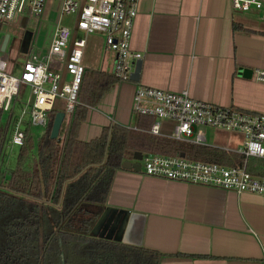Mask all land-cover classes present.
<instances>
[{"label":"crops","instance_id":"0c3cea01","mask_svg":"<svg viewBox=\"0 0 264 264\" xmlns=\"http://www.w3.org/2000/svg\"><path fill=\"white\" fill-rule=\"evenodd\" d=\"M61 1L56 24L44 40L39 22L51 18L48 2L40 17L25 15L31 29L30 44L29 35L25 40V29L20 27L23 17L20 23L14 20L0 25L25 54V62L31 53L42 55L49 49L61 19ZM262 1L261 7L235 11L233 0H140L131 46L143 53L141 79L117 82L98 106L89 107L79 139H96L115 123L137 128L133 127L137 114L132 108L139 83L172 92L188 90L196 99L264 114V82L254 76L256 70H264ZM74 36L83 34L76 30ZM83 37L87 38L83 62L88 68L85 61L90 41L105 42V36L95 33ZM8 55L11 61L10 52ZM98 65L101 68L97 70H113L114 54L106 45ZM244 70H248V76L243 75ZM107 206L131 212L126 244L165 254L161 264L264 262V197L259 194L121 169L115 173Z\"/></svg>","mask_w":264,"mask_h":264},{"label":"trees","instance_id":"16d2710c","mask_svg":"<svg viewBox=\"0 0 264 264\" xmlns=\"http://www.w3.org/2000/svg\"><path fill=\"white\" fill-rule=\"evenodd\" d=\"M117 82L111 72L86 67L79 104L69 116L63 138H51L54 119L63 111L55 107L38 141L26 127L16 163L8 169L3 168L6 143L20 111L16 113V106L0 110V264H161L165 254L157 250L91 235L123 163L141 152L243 164L244 156L235 152L116 123L96 139L80 140L89 107L98 106ZM153 121L137 114L133 127L150 128ZM248 163L252 174L264 177V159L250 158Z\"/></svg>","mask_w":264,"mask_h":264},{"label":"built area","instance_id":"2783aa9c","mask_svg":"<svg viewBox=\"0 0 264 264\" xmlns=\"http://www.w3.org/2000/svg\"><path fill=\"white\" fill-rule=\"evenodd\" d=\"M139 1H61L60 18L62 15H76L79 33L105 36L106 49L114 54L111 73L119 82L132 81L138 61L143 59V53L131 46ZM47 2L0 0V25L27 14L40 17ZM262 5V0H233L235 11H248ZM86 46V37L74 36V29L60 26L58 21L49 49L42 55L31 53L20 76L9 72L10 56L2 52L0 110H10L23 86L29 90L12 127L10 141L13 145L21 147L24 144L26 127L32 124L46 127L49 113L60 107L58 101H64L67 114L73 113L79 104L78 95L86 69L83 62ZM254 76L257 81L264 82V70H256ZM132 110L154 119L150 128L135 129L184 143L208 146L206 133L209 128L240 133L245 139L243 147L233 150L244 156L242 165L228 166L181 155L150 153L140 161L141 171L146 175L264 197V177L252 174L248 168L250 158L264 159V114L196 99L188 90L172 92L140 83L134 93ZM164 122L171 124L172 133L162 132Z\"/></svg>","mask_w":264,"mask_h":264},{"label":"rangeland","instance_id":"374dc122","mask_svg":"<svg viewBox=\"0 0 264 264\" xmlns=\"http://www.w3.org/2000/svg\"><path fill=\"white\" fill-rule=\"evenodd\" d=\"M60 0H48V5L50 6V17L51 18H45L44 21L39 22V27L41 31V35L44 38L48 36L50 33V29L53 27L52 25L56 24L54 18L55 15L57 14V8ZM47 12V10H46ZM54 15V17H52ZM21 17L16 18V22L20 23ZM76 15H62L60 19V26H66L71 29H75L76 26ZM75 33V30H74ZM83 36H86L84 33H82ZM94 38V37H93ZM2 41V37H0V43ZM105 42L104 40L100 39L99 41H96L93 39L90 41V44L88 45L87 48V59H86V64L88 65V68H101V66L98 65V60H102L104 52H105ZM19 50L13 43V40L9 42L7 52L11 54V61L9 65V72L15 76H20L22 72V67L23 63L25 62L24 59L26 58L25 54H22L20 50L18 52H15ZM109 52V51H108ZM29 94V90L26 87H22L21 92L13 102V107L15 108L16 106V113H18L20 110L18 108V105L20 103L21 107H23V102L27 99ZM17 102V103H16ZM60 104V108L64 109V101H58ZM29 119V117H28ZM69 122V117L67 115L61 131H60V137L63 138L66 129H67V124ZM31 134L33 136V139L35 141H38V139L44 134L46 131V127L43 125H37V124H32L31 127H29ZM162 132L165 134H170L172 133L171 129V124L164 122L162 126ZM11 134L9 136V139L6 143V162L3 165L4 169H8V166H14L17 160V156L20 150V146L13 145L10 141ZM207 143L209 146H214V147H220L223 149L227 150H234L238 149L244 146V137L241 134H234L230 132H226L223 130H217L213 128L207 129Z\"/></svg>","mask_w":264,"mask_h":264},{"label":"water","instance_id":"95a60500","mask_svg":"<svg viewBox=\"0 0 264 264\" xmlns=\"http://www.w3.org/2000/svg\"><path fill=\"white\" fill-rule=\"evenodd\" d=\"M20 27L25 29V40L29 35V31L31 30L30 27L27 25V17H23L20 23ZM3 35V41L1 44V52H6L9 42L12 39L11 34L5 33L0 29V37ZM29 44L32 41V35H29ZM142 65L143 60H139L137 63V67L135 72L132 75V80L135 82L140 81L141 79V72H142ZM244 76H248V70L243 71ZM66 118V112L60 111L57 113L52 131H51V138L55 139L60 136V131L64 120ZM181 156H184L182 154ZM144 155L141 152H136L133 156V160L125 161L123 163V168L128 170H134L136 172L141 171V163L140 161L143 159ZM131 221V212L125 209H119L112 206H107L99 216L96 224L94 225L91 235L94 237H101L107 240H115L118 242L126 243V235L129 230V225Z\"/></svg>","mask_w":264,"mask_h":264}]
</instances>
